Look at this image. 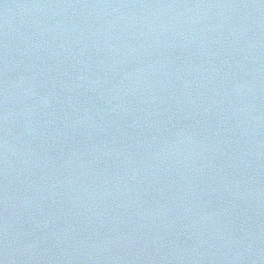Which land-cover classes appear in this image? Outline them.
I'll return each mask as SVG.
<instances>
[{
    "label": "water",
    "instance_id": "1",
    "mask_svg": "<svg viewBox=\"0 0 264 264\" xmlns=\"http://www.w3.org/2000/svg\"><path fill=\"white\" fill-rule=\"evenodd\" d=\"M0 264H264V0H0Z\"/></svg>",
    "mask_w": 264,
    "mask_h": 264
}]
</instances>
